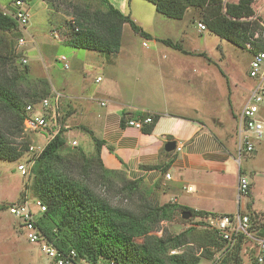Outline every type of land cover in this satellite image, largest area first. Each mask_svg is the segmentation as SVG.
I'll list each match as a JSON object with an SVG mask.
<instances>
[{"label":"rangeland","instance_id":"obj_1","mask_svg":"<svg viewBox=\"0 0 264 264\" xmlns=\"http://www.w3.org/2000/svg\"><path fill=\"white\" fill-rule=\"evenodd\" d=\"M10 1L12 0H0V3L7 4ZM105 1L115 5V8H122V11L117 9L128 14L141 29H147L146 31L159 37L179 38L171 41L180 45L179 50L182 52L177 51L180 59L173 58L169 53L173 51L172 47L162 44L163 42L158 43L153 53H150L149 48L142 42L145 40L143 36L134 32L126 23L122 26L119 47V50L120 48L122 50L120 52L118 50L116 53H103L74 48L70 44L73 37V24L78 25L82 15L87 11L105 10L106 3L102 0H25L30 12L29 25L24 30L0 33L2 44V47L0 44V74L4 71L13 73L15 89L21 97V104L12 110L0 104V130L3 132L6 129L4 134L7 133L11 143L18 147L22 137L21 132L17 133L16 128L22 105L34 94L38 95L36 97L39 99L43 94L41 91L43 89H48L49 96L57 88L62 91L63 89H60L62 83L64 81L66 83L71 77L78 84L88 82L93 85L95 78L101 74L102 70L108 72L110 69H209L208 72L206 71L210 80L209 84L206 83L209 95L206 103L211 101L213 105L210 111V117L213 119L211 124L218 128L216 130L221 140L231 143L237 160L239 136L237 134L238 113L235 112H238L240 104L247 99L252 84L247 74L251 58L249 51L220 39L208 28L198 32L197 22H204L200 8L188 7L184 18L182 17L183 21H179L157 12L154 5L147 0ZM221 1L225 4L234 3L237 0ZM252 7L254 9L252 18L264 24V1L254 0ZM181 23L187 25L185 33L178 29ZM144 24H148L147 28H144ZM259 27L260 32H258L262 41L264 27ZM53 30H58L59 37L64 36L65 39L55 38ZM21 36L24 38V44L18 48L17 42ZM23 57L27 60L26 63L21 62ZM218 58H220L219 62H215ZM218 69H224L227 77L233 84H238L239 88L236 89L234 86L231 88L229 84L226 86L227 82ZM234 94L238 97L237 101L233 99ZM68 104L59 105L56 117L66 142L59 149V153L64 155L79 148L91 160H94V141L88 133L89 129L77 119L78 116L74 114L72 105ZM260 118L264 121V111ZM12 131L15 133H10ZM69 135L77 140L76 144L69 142ZM48 137L47 131L33 133L29 136L41 146L47 142ZM251 141L254 144V151L242 153L238 164L241 174L245 175L250 182L251 193L238 195L241 209H239L238 197L235 195L218 203L217 210H241L246 213L252 210L251 212L264 214V125L262 136L259 139L252 137ZM20 150V155L15 160L8 161L0 158V264H52L36 245L26 241L19 221L7 210L11 203L30 199L37 194L33 189L34 177L32 176L36 162L31 167L28 166L27 176L21 175L16 165L27 163L29 155L25 148L21 147ZM79 181L86 184L111 207H117L136 215L143 211L142 214H146V218L150 217L152 222L157 219L153 204L169 205L167 206L168 214L161 217L157 225L146 223L149 229L154 226L150 232L156 235L184 233L191 239L189 241L193 242L192 239H197L196 235H192L193 230L199 232L201 229H211L202 221L201 216L193 215L187 209L178 208L180 204L170 196L172 192L170 185L165 184L160 188L144 183L133 184L123 172L100 173V176L96 174ZM244 201H248L249 205L253 202L252 209L247 205L244 206ZM149 203L150 206H148ZM184 211L190 212L186 219L181 217ZM134 240L142 242L143 236H138ZM170 251L178 253L182 249ZM170 251L169 254H171ZM247 255H250V251L242 252L241 256L244 261ZM105 263L103 258L97 262V264ZM201 264H208V261L202 259Z\"/></svg>","mask_w":264,"mask_h":264},{"label":"trees","instance_id":"obj_2","mask_svg":"<svg viewBox=\"0 0 264 264\" xmlns=\"http://www.w3.org/2000/svg\"><path fill=\"white\" fill-rule=\"evenodd\" d=\"M102 1L107 4L105 10L87 11L82 15L78 25L73 24V37L70 40L72 47L116 53L120 47L122 26L125 23L144 38L150 37L128 14L122 13L105 0ZM147 1L154 5L157 12L175 19L182 18L188 7L200 8L204 23L210 32L240 47H244L249 36L256 31L260 32L257 19H249L254 15L252 7L254 0H237L225 4L221 0ZM74 27L77 31H74ZM10 31H18L16 22L0 12V33ZM160 41L175 49H181L178 43L170 39H160ZM12 75L10 71L0 74V104L10 110L21 104V97L16 92ZM41 91L43 94L39 99L36 97L38 95L34 94L26 102L38 101L49 96L48 89ZM26 102L18 115L17 133L22 130L23 108ZM4 132L6 129L3 132L0 130V158L15 160L20 155L21 147L26 150L29 140L22 139L19 143L20 147H17ZM88 133L94 141V160L79 148L61 155L59 149L66 142L62 131L59 130L44 144L34 161L36 164L32 171L33 189L37 194L30 199H40L46 207L45 211L37 216L36 223L46 239L58 250L74 249L77 258L85 259L91 264H97L100 258L105 259V264H111L112 261L118 264H198L202 259H211L216 251L219 255L212 264H240L244 261L241 256L242 250L250 246V240L244 235L232 245L222 240L215 229H201L199 232L193 230L192 235L197 236V239H192L193 242L189 241L191 239L184 233L156 235L150 232L154 226L149 229L146 223L157 225L161 217L168 214L169 205L153 204L157 219L152 222L149 215V218H146V214H142L143 211L137 215L132 214L111 207L105 200L99 198L79 180H86L96 174L100 176V173L123 172L124 175L125 173L123 170H110L104 167L100 158L103 142L94 137L91 130H88ZM130 182L142 183L136 180ZM150 205L149 203L148 206ZM178 208L187 209L201 218L215 214L182 205ZM260 215L259 235L264 233V214ZM257 217L258 214L251 216V220L256 221ZM138 236H143L142 242L134 240ZM201 248L200 255H197V251ZM173 249H182V251L169 254ZM248 249L252 250L253 247Z\"/></svg>","mask_w":264,"mask_h":264},{"label":"crops","instance_id":"obj_3","mask_svg":"<svg viewBox=\"0 0 264 264\" xmlns=\"http://www.w3.org/2000/svg\"><path fill=\"white\" fill-rule=\"evenodd\" d=\"M117 8L122 11V8ZM183 18L177 20L183 21ZM144 25L147 28L148 24ZM186 27V23H181L178 29L185 33ZM146 30L143 31L150 37H143L145 40L142 42L150 53L161 43L160 39H179L159 37ZM197 30L202 32L198 27ZM172 49L169 52L172 57L180 59L177 51L181 50ZM206 71L209 69L102 70L101 76H97L100 80L95 81V78L93 85L88 82L78 84L71 77L66 82L68 85L65 81L62 83V91L57 88L51 94H59V105L71 104L77 119L103 142L100 158L105 168L123 170L128 179L151 187L170 185V196L182 206L231 214L237 210H217V204L237 195L241 209L237 191L241 174L239 160L234 156L231 143L221 140L218 128L211 124L213 105L211 101L206 103L209 96L206 83L210 82ZM218 71L227 82L226 86L229 84L237 89L238 84L231 82L224 69ZM249 80L252 86L254 81ZM236 94L233 96L235 101L238 99ZM241 106L242 103L236 114ZM137 116H149L152 122L140 129L127 125L128 119ZM147 128L149 130L145 131ZM64 136L67 138V134ZM71 136L69 142L77 141ZM31 140L34 141L33 138ZM172 140L175 141V149L166 151L165 143ZM248 192L251 193L250 187ZM252 204L249 205L248 201L243 203L250 209Z\"/></svg>","mask_w":264,"mask_h":264},{"label":"built area","instance_id":"obj_4","mask_svg":"<svg viewBox=\"0 0 264 264\" xmlns=\"http://www.w3.org/2000/svg\"><path fill=\"white\" fill-rule=\"evenodd\" d=\"M264 1V0H262ZM0 12L2 15H6L14 19L18 26V30H24L30 19L29 9L26 7L25 0H12L7 4L0 3ZM250 17L249 19H251ZM262 28L264 24L258 21ZM197 27L199 31L207 30L206 24L202 21H198ZM74 31L77 28L74 27ZM53 36L62 40L59 37L58 30H53ZM261 35L256 31L252 36H249L244 43V48L252 53L249 61L248 76L255 82L249 90L248 98L242 104L237 117V134L239 136L237 146L238 160L242 153H250L254 151V144L251 141L252 137L259 139L262 136L263 120H261V111L264 109V43L261 41ZM65 39V38H64ZM24 38L21 36L18 38L17 46H23ZM64 59V58H63ZM22 63H26L27 60L23 57ZM66 67V63L64 64ZM100 77H96L95 81H99ZM59 107V94L53 93L51 96L43 97L38 101L26 102L23 108V120H22V139H28L29 143L26 148V152L29 155V161L27 163H18L16 169L21 175H28V166L31 167L34 161L41 152L43 146L37 145L29 138L33 133L47 131L49 139L53 137L60 130V124L56 121ZM152 122V118L149 116H137L134 119H128L127 125L135 128H142L145 124ZM71 144H76V141H72ZM240 161V160H239ZM169 178V174H166ZM250 187L248 178L241 174L238 177L237 191L241 193H247ZM45 205L40 199H24L8 205L7 210L10 214L14 215L19 221L21 232L23 233L27 242L34 244L38 247L40 252L45 255L48 261L52 264H91L85 259L77 258V253L74 249L60 251L51 242H49L36 221L37 216L45 211ZM255 213H244L237 210L235 213H215L210 214L202 221L211 229L218 231L222 240L227 244H234L235 241L241 235H244L250 240V246H247L243 251H250V255H247L245 261L240 264H264V233L259 235L260 214L256 218V221L251 220V216ZM248 247H253L249 250ZM202 248L197 251V255H200ZM175 251H170L173 254ZM219 252H214V256L211 259H207L208 264H212L216 258H218ZM111 264H118L112 261ZM198 264H201L199 262Z\"/></svg>","mask_w":264,"mask_h":264},{"label":"water","instance_id":"obj_5","mask_svg":"<svg viewBox=\"0 0 264 264\" xmlns=\"http://www.w3.org/2000/svg\"><path fill=\"white\" fill-rule=\"evenodd\" d=\"M164 149L166 151H171V150L175 149V141H173V140L172 141H167L165 143V145H164ZM189 215H190V212H188V211H184V212L181 213V217L184 218V219L188 218Z\"/></svg>","mask_w":264,"mask_h":264}]
</instances>
